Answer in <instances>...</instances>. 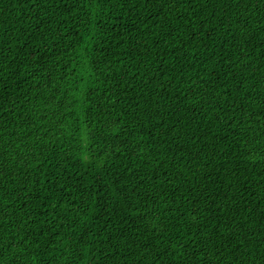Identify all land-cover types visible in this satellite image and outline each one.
Here are the masks:
<instances>
[{
  "label": "trees",
  "instance_id": "obj_1",
  "mask_svg": "<svg viewBox=\"0 0 264 264\" xmlns=\"http://www.w3.org/2000/svg\"><path fill=\"white\" fill-rule=\"evenodd\" d=\"M0 264H264V0H0Z\"/></svg>",
  "mask_w": 264,
  "mask_h": 264
}]
</instances>
